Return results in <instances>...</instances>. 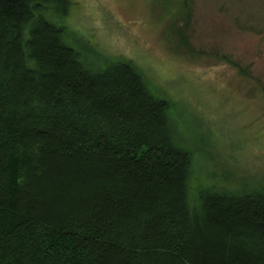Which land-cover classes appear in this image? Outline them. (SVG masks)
<instances>
[{"label": "trees", "instance_id": "1", "mask_svg": "<svg viewBox=\"0 0 264 264\" xmlns=\"http://www.w3.org/2000/svg\"><path fill=\"white\" fill-rule=\"evenodd\" d=\"M38 1L0 0V264H264V188L199 190L193 212L171 103L42 16L25 39Z\"/></svg>", "mask_w": 264, "mask_h": 264}, {"label": "rangeland", "instance_id": "2", "mask_svg": "<svg viewBox=\"0 0 264 264\" xmlns=\"http://www.w3.org/2000/svg\"><path fill=\"white\" fill-rule=\"evenodd\" d=\"M40 3L25 39L42 16L63 29V41L87 67L126 60L171 103L173 140L191 156L186 187L193 212L199 190L264 188V0ZM176 26H186L187 47L178 43Z\"/></svg>", "mask_w": 264, "mask_h": 264}]
</instances>
